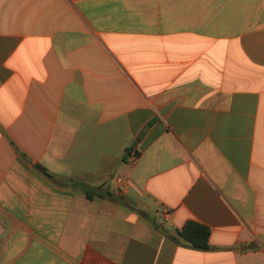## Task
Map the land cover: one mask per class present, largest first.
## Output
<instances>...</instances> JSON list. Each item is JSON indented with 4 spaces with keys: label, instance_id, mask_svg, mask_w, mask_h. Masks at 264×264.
<instances>
[{
    "label": "crops",
    "instance_id": "crops-1",
    "mask_svg": "<svg viewBox=\"0 0 264 264\" xmlns=\"http://www.w3.org/2000/svg\"><path fill=\"white\" fill-rule=\"evenodd\" d=\"M0 264H264V0H0Z\"/></svg>",
    "mask_w": 264,
    "mask_h": 264
},
{
    "label": "trees",
    "instance_id": "trees-1",
    "mask_svg": "<svg viewBox=\"0 0 264 264\" xmlns=\"http://www.w3.org/2000/svg\"><path fill=\"white\" fill-rule=\"evenodd\" d=\"M96 192L97 191H93L92 193H96ZM87 196L91 198V192L89 190H87ZM179 234L185 241L189 242L195 248L204 249V250L210 248L211 230L209 227L203 224H200L195 221H188L183 226Z\"/></svg>",
    "mask_w": 264,
    "mask_h": 264
},
{
    "label": "built area",
    "instance_id": "built-area-1",
    "mask_svg": "<svg viewBox=\"0 0 264 264\" xmlns=\"http://www.w3.org/2000/svg\"><path fill=\"white\" fill-rule=\"evenodd\" d=\"M168 214H169L168 212L164 213V217H167V216H168Z\"/></svg>",
    "mask_w": 264,
    "mask_h": 264
}]
</instances>
